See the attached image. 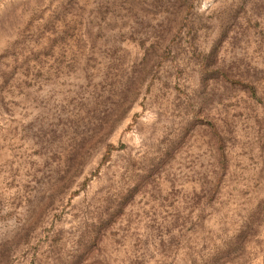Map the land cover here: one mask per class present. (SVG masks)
I'll list each match as a JSON object with an SVG mask.
<instances>
[{"label": "rangeland", "instance_id": "rangeland-1", "mask_svg": "<svg viewBox=\"0 0 264 264\" xmlns=\"http://www.w3.org/2000/svg\"><path fill=\"white\" fill-rule=\"evenodd\" d=\"M0 264H264V0H0Z\"/></svg>", "mask_w": 264, "mask_h": 264}]
</instances>
